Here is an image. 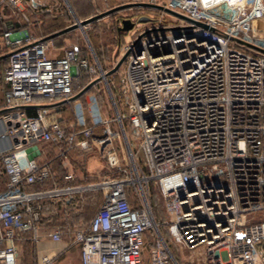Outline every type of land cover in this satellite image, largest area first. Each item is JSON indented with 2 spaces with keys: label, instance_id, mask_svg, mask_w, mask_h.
<instances>
[{
  "label": "built area",
  "instance_id": "obj_1",
  "mask_svg": "<svg viewBox=\"0 0 264 264\" xmlns=\"http://www.w3.org/2000/svg\"><path fill=\"white\" fill-rule=\"evenodd\" d=\"M136 1L209 27L180 19L168 34L162 26L129 46L118 96L126 112L119 113L109 95L118 121L126 119L137 139L143 165L129 147L128 160L110 146L105 150L110 175L92 185L104 188L102 201L86 224L72 228L70 244L78 246L80 264H144L143 235L151 230L149 264H180L173 247H202V264H264V53L236 40L264 49V0ZM60 2L69 6L68 0H0V171L6 177L0 264H21L16 230L37 238L40 198H68L83 189H26L48 175L26 148L50 142L61 154L88 150L99 125L95 141H110L96 96L91 123L75 107L69 132L35 101H71L72 77L80 70L106 75L99 61L78 56L77 44L50 55L51 39L35 33ZM126 187L136 202L128 201ZM151 187L165 219L155 217ZM47 235L60 241L63 232L53 227ZM55 257L41 254L34 264H57Z\"/></svg>",
  "mask_w": 264,
  "mask_h": 264
},
{
  "label": "rangeland",
  "instance_id": "obj_2",
  "mask_svg": "<svg viewBox=\"0 0 264 264\" xmlns=\"http://www.w3.org/2000/svg\"><path fill=\"white\" fill-rule=\"evenodd\" d=\"M128 2H140L136 0H68L69 6L66 3H61L57 10L52 9L43 18L42 23L35 29L36 34L46 35L52 34L60 29L65 28L66 25L76 22V19H83L95 14L104 12L110 8L118 5H122ZM125 20H128L130 25L126 28ZM182 23L180 18H177L162 10L143 7V6H130L123 7L112 11L106 15L98 17L84 25H78L72 29H69L63 33L55 35V37L49 38L53 42L52 48L55 52H61V47L77 44L88 54L89 61H99L105 72L109 71L121 56L127 52L125 58L121 61L118 67L111 73L104 76L87 74V78L84 80H92L95 76L99 77V81L93 86L90 92L84 94V97L78 96L73 102L66 101L63 106L62 116L66 123L72 121V109L74 105L76 107L81 106L84 118L92 119L91 106L94 104V94L100 98L99 109L101 115L108 121V128L110 129L109 140L102 144L95 141L97 135L102 133V126H96L93 130L95 138L91 139V146L88 150L76 149L72 152L70 163L72 166L78 169V172L82 174L80 182H85L89 176L86 173H90L94 182L103 180L106 176L110 175V169L107 165L104 152L107 148L112 147L116 150L118 156L123 160V155L128 160V147L132 152V156L138 161L140 165H143L141 152L138 148L137 139L131 135V129L126 119L121 118V123L117 119L116 109L119 113L126 112V108L120 103L118 96L120 95L119 79L126 65L127 56L130 53L129 46L135 44L139 39L146 38L151 34H154L160 27L165 26V34H168L173 26ZM4 59V58H3ZM2 68V66L0 65ZM88 81V82H89ZM81 83V82H80ZM76 86L80 85L75 84ZM113 95L115 100L116 109L112 103L109 95ZM92 91V92H91ZM75 99V98H74ZM85 104H84V103ZM88 102L89 107H88ZM74 104V105H73ZM73 107V108H72ZM129 150V151H130ZM126 160V159H125ZM90 164L93 167H88ZM88 168H94V171L90 172ZM86 179V180H87ZM1 188V187H0ZM104 188L97 187L92 191L91 197L87 198L81 208L79 214L73 219L74 226L66 225L65 221L62 223L66 236L71 234L73 227L81 226V224L87 219V215L91 214L97 207L99 200L102 197ZM126 196L130 203L136 202L134 192L130 187H126ZM151 202L156 218L165 219L166 214L162 199L154 187H151ZM88 212L85 214V212ZM43 223L38 221V236L36 239L31 238L30 232H16L13 238V243L17 250V259L22 264H34L37 262L40 254L38 250V242L40 238H46L50 242L66 241L65 235H63L60 241H52L47 232L51 230L52 226H49L46 217H42ZM48 219V218H46ZM45 221L47 223H45ZM68 223V221H67ZM165 227H162L164 229ZM42 229H45L46 234L42 235ZM41 234V235H40ZM144 244L142 248V261L144 264H149L148 248L151 243V230H147L144 233ZM68 241V240H67ZM68 250L62 255L56 257L59 258L60 264H78V246L70 244L68 242ZM202 247L191 250H180L173 247V253L175 256L185 254V258L182 264H202V255L200 254ZM182 253V254H181ZM44 254V253H43ZM186 254L193 256L192 262L188 261L190 257ZM55 259V260H56ZM200 259V260H199ZM179 260V258H178Z\"/></svg>",
  "mask_w": 264,
  "mask_h": 264
},
{
  "label": "crops",
  "instance_id": "obj_3",
  "mask_svg": "<svg viewBox=\"0 0 264 264\" xmlns=\"http://www.w3.org/2000/svg\"><path fill=\"white\" fill-rule=\"evenodd\" d=\"M60 5H61V2L58 5V7ZM58 7L54 10H57ZM44 17L45 16H43V18ZM43 18L41 19V23L43 21ZM85 18H87V17H85ZM66 26H68V25H66ZM34 30H36V29H34ZM41 35L44 36V35H46V33H43ZM53 37H55V36H53ZM50 38H52V37H50ZM52 44H53V42H52ZM52 48H55V47L52 46ZM62 48L63 47H61V49ZM49 53H50V55H52V54H59L61 52H55L53 50H50ZM87 58H89V57H87ZM95 84L96 83H93L82 94H80L81 97H84L85 93L90 92V90L93 88V86ZM1 86L2 85H0V93H1ZM77 88H79L78 85H77ZM93 94H94V96H97V95H95V93H93ZM96 98L98 99V103L100 104V102H99L100 98H98V97H96ZM76 99H78V98L72 99L71 102H73ZM35 101L45 103L49 107L50 113L47 116V118L49 120L59 119L60 122L62 123V125L65 127L66 132H69L73 128L72 126H70V123H72L74 118H75V110L72 109V121L68 122V124L66 123L64 117L61 114L63 111V106H65V104H66V101L49 102V101L43 100V99H36ZM86 103H88V102H86ZM87 105L89 107V103ZM75 107L76 106L74 105V109H75ZM86 122L91 123L90 117L86 119ZM127 123H128V121H127ZM61 148L62 147H60L56 144L50 143V142H39V143H36L33 147H27L26 148L28 155L32 156L39 165H41V166L45 165L47 170H48V175L46 178H44L42 181H36L32 184H29L26 187V189L42 190V189L51 188V187L60 188V187L73 186V185L83 186L82 190L71 194L70 196H68V198H64L61 195H55V196H49V197H42V198H40V200H38L39 203L41 204V216H40L41 221H40V223H43V220H44L42 218L43 216L48 218V219L45 218V220H48V222H49L48 225L52 226V228L53 227L60 228L63 232V235H65V237H66V241L64 239V240H61L60 242H50L46 238H40V240L38 242V250H39L40 254L41 253L42 254L48 253L50 255H56V257L62 255V254H60V252L62 250H64L63 253H65L69 249L68 248L69 247L68 242L70 243V235L66 236V233H64L65 230L63 229L64 225H62V223L65 221L66 225L74 226L75 225L73 223L74 217L76 216V214L80 213L81 208L83 206V203H85L87 198L91 197L92 191L94 189H96V188L92 187V185L94 183H96V182H94V179H92V177H94V176H92L90 173H86V175L89 176L90 181H88V179L86 178L87 180L85 179V182H80V179H82V174L79 173L78 169L75 168L74 166H72L70 163V158L72 157L71 156L72 152H74L78 148L69 149L67 151L65 150L64 151L65 154H61ZM82 151H84V150H82ZM88 167H93V166L90 164V166L88 165ZM88 167L86 166L87 170H89L90 172L92 171V173H93L94 168H88ZM67 174H71V177H66ZM5 180H6L5 175L0 171V187H1L0 191H2L5 187ZM102 198H103V194H102L101 199L98 202V205L102 201ZM98 205H97V207H98ZM97 207H96V209H97ZM95 210L90 215L89 214L87 215V217H86L87 219L81 224V226L88 222V220L93 215ZM86 213H88V212L86 211L85 214ZM67 221H68V223H67ZM45 223H47V222L45 221ZM42 230H43V232H41L42 235L46 234L44 232L45 229H42ZM16 232H28V231L16 230ZM144 235H143V239H144ZM2 244H4V242L0 243V245H2ZM201 252L202 251H200V254H201ZM184 256H185V254L184 255L182 254L179 256L180 264H182V261L185 258ZM186 256L187 257L189 256L190 259L188 261L192 262L193 256L191 254H186ZM56 257H55V259H56ZM55 259H54V261L57 264H60L59 258H57L56 260ZM78 264H80L79 250H78Z\"/></svg>",
  "mask_w": 264,
  "mask_h": 264
},
{
  "label": "water",
  "instance_id": "obj_4",
  "mask_svg": "<svg viewBox=\"0 0 264 264\" xmlns=\"http://www.w3.org/2000/svg\"><path fill=\"white\" fill-rule=\"evenodd\" d=\"M130 6H143V7H149V8H154V9L162 10V11L167 12V13H169V14H171V15L177 17V18H180V19H183V20H187V21H192V22H194L196 25H199V26H201V27H204V28L209 27V26H208L206 23H204V22L197 21V20H193V19H191V18H189V17H187V16H185V15L179 13V12H176V11H174V10H171L170 8H168V7H166V6H163V5H161V4L140 1V2H128V3L122 4V5H118V6H115V7H113V8H110V9L104 11V12H101V13H99V14H95V15L89 16V17H87V18L80 19L79 22H74L73 24H70V25L66 26L65 28H63V29H60V30H58V31H56V32H54V33H52V34H49V35L45 36V38L53 37V36H55V35H58V34H60V33L65 32V31H67V30H69V29H72V28H74V27H76V26H78V25H84V24H86V23H88V22H90V21H92V20H94V19H97L98 17H101V16H103V15H106V14L112 12V11H115V10L120 9V8H123V7H130ZM124 23L126 24L125 27L128 28L129 25H130L129 21H128V20H125ZM236 40H237L238 42H240V43H242V44L248 46V47L254 48V49H256V50H258V51L264 53V49H262V48H259V47H257V46H254V45H252V44H250V43L244 42V41L239 40V39H236ZM126 54H127V52H125V53L121 56V58L116 62V64H115V65H114L109 71L106 72V74L113 72V71L118 67V65L121 63V61L125 58ZM97 80H98V78H95V79H93V80H90L85 86H83L79 91H77V92L71 97V99H74V98L78 97L80 94H82V93H83L88 87H90V86H91L94 82H96Z\"/></svg>",
  "mask_w": 264,
  "mask_h": 264
},
{
  "label": "trees",
  "instance_id": "obj_5",
  "mask_svg": "<svg viewBox=\"0 0 264 264\" xmlns=\"http://www.w3.org/2000/svg\"><path fill=\"white\" fill-rule=\"evenodd\" d=\"M77 54L79 57H86V58L88 57L86 50L84 51L81 46L78 47ZM4 62H5V59L0 60V65L3 66ZM1 69L2 68L0 67V72H1ZM87 74L88 73L86 71L80 70L77 75L72 77V89H73V91H75V92L78 91L80 88H82L89 81V79L82 81L83 80L82 78H87ZM0 77H1V74H0ZM78 83L80 84L79 88H77V86L75 85ZM1 84L2 83H1V78H0V85Z\"/></svg>",
  "mask_w": 264,
  "mask_h": 264
}]
</instances>
